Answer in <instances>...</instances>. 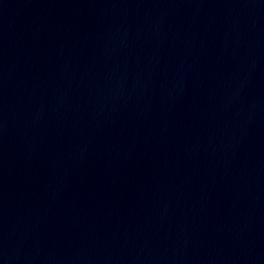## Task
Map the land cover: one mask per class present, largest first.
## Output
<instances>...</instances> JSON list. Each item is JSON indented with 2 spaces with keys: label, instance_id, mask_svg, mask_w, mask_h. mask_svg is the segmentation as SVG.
I'll return each instance as SVG.
<instances>
[{
  "label": "water",
  "instance_id": "95a60500",
  "mask_svg": "<svg viewBox=\"0 0 264 264\" xmlns=\"http://www.w3.org/2000/svg\"><path fill=\"white\" fill-rule=\"evenodd\" d=\"M0 264H264V0H0Z\"/></svg>",
  "mask_w": 264,
  "mask_h": 264
}]
</instances>
